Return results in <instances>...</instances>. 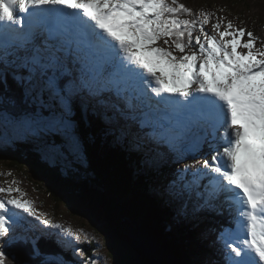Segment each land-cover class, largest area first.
<instances>
[{"label":"snow or ice","instance_id":"6c2138e0","mask_svg":"<svg viewBox=\"0 0 264 264\" xmlns=\"http://www.w3.org/2000/svg\"><path fill=\"white\" fill-rule=\"evenodd\" d=\"M9 78L52 126L68 131L86 100L146 165L170 161V199L227 214L216 235L225 264H264V41L253 32L179 0H0V83ZM19 183L0 186V264L41 255L32 221L69 238L79 264H102L88 255L98 243L80 247L95 236L52 223ZM17 244L27 260L5 252Z\"/></svg>","mask_w":264,"mask_h":264},{"label":"trees","instance_id":"16d2710c","mask_svg":"<svg viewBox=\"0 0 264 264\" xmlns=\"http://www.w3.org/2000/svg\"><path fill=\"white\" fill-rule=\"evenodd\" d=\"M218 1L226 5L227 9L232 4V5H236L238 10L243 9L247 12L251 10V9L249 10L246 9L247 5L254 0H218ZM236 18L244 27L248 28V26L245 25V23L248 22V20L244 17V14L239 13ZM14 86L15 84L13 82H10L7 83L6 85L4 84L3 86H1L0 89H4V87H9L11 91L20 93L21 91L17 87L13 89ZM20 100L24 107L29 108V106L31 105H37L39 109H44V111H46L47 113H51L49 108H46L45 104H43L41 101L33 97L30 96L29 98L24 97L21 98ZM80 108H82L81 105L78 106L76 105L75 109H77V113H72L73 116L75 114L78 115V117H74L73 120H72L73 117L71 118V121H74L75 125L78 126V130L77 131L74 130L72 131V133L74 137L78 138L80 134L83 135L84 132L88 131L89 132L88 140L90 138H94L95 144L100 148L99 150L100 152L99 151L96 152L98 153V155L100 153L102 156H104V158L102 159L101 155L98 156L94 151L91 152L92 148H88L89 151L88 150L85 151V156L86 154L89 155L90 159L94 161L95 164H92V167L90 166V163L87 165L86 162H84L81 159L79 162L78 160H75V162H73L74 167L76 168V172L74 175L69 173L65 166H63L65 171H63L59 166H57L58 168L49 167L48 163L44 161L45 154L43 148L36 147L34 143H31L29 149H26L27 143L23 141L19 143H15V146H11L7 144L5 141H3L4 147L0 149V153H1L0 161H5L7 163L8 160L12 161L16 165V169L19 172L22 171V174H24L25 172L32 175L34 174L38 178L47 181L50 188L49 191L50 195L53 198L55 197L54 198L55 201L59 195H63L64 193H66L67 185H69L70 183L74 184V189H76V191H78L79 189L81 190L79 193L80 195L85 196L84 200L81 198L82 204L86 205L85 202L90 197L93 196L97 197L99 199L97 200L99 203V208L103 210V211L100 210L98 215L102 213L104 215H109V220L108 223H106V225L110 233H114L116 231L114 227L120 226L122 219H127V221H131L132 223L140 220L145 222L151 221L153 224H156L158 227L164 228V231L166 232V240L169 242L171 247H174L173 245L175 244L177 239L175 232H177L180 226L184 225V221L186 220V217L182 213L184 210L182 208V203L176 202L177 200L170 199L166 193V188L168 185L166 180L167 178L166 171L162 173V170L153 168L151 163L146 165L145 159L142 156V154H140L135 148L131 147V141L128 144L130 145V149H128L127 145H125L124 143H118V145L115 144L110 145V142L114 140L112 139L111 135L105 131V126L103 125V123L97 120L94 117V115L90 114V112L84 113V111L83 110L81 111ZM38 115L39 114H35L34 119L29 118V120H31L32 123L33 121L35 122L36 120L35 117L36 116L38 117ZM43 116L50 118V116H48L47 114H43ZM37 120L41 121L42 119H39L38 117ZM71 127H73L72 123H71ZM56 131H57V133L55 132L56 135H53L54 136L53 138L55 140H57V138L59 137L65 138L64 135L65 132L67 131L64 132L59 127L56 128ZM46 138L52 139L49 137ZM67 140L70 141V139H66V138L65 140H63L64 146L69 145ZM58 147L60 148V145H58ZM10 152L13 153L8 154ZM89 171L98 174L100 178L97 177L99 180H96L95 176L92 173L90 174V177L93 178L94 186L91 189V192L88 193L85 190L86 182H84V179L89 175ZM40 172H45V176L43 177L40 174ZM135 173H137V175L140 174L141 177L136 178ZM115 176L118 177L115 178ZM162 179H164V183ZM163 184L165 185V187L163 186ZM76 191H74V194L71 193L70 196H65V198H67L70 201V203L68 204L66 203L67 206L69 207L68 210L73 211L75 210V208L77 209L76 205L78 204L74 200V195L78 194L76 193ZM107 194L109 195L110 200L107 199L103 200L104 196ZM116 197L119 199V201L115 200ZM155 199H159L162 202V205H160L159 204L160 202ZM110 202H112L113 204ZM79 207L81 209L82 206ZM149 212H151L152 215ZM199 215L202 214L193 215V218L195 219V216L197 217ZM78 216H81V214ZM186 225L188 226V223ZM195 225L196 223L193 222L192 226L194 227ZM117 228L119 230H122L121 227H117ZM184 235H186L185 236L186 240L184 239L183 241L184 243H186L187 241L190 240V238L187 233H185ZM62 242L64 241L62 240ZM95 243H92L91 245L83 244L80 246L84 248L91 247L95 249L96 248ZM66 245L68 246V250L66 252L62 251V249ZM56 248H57V257L59 258L61 264H79L77 257L73 254L72 247L70 244L64 243L60 246H56ZM199 249L202 251L203 257H206L207 250L204 247V245H200ZM103 250L104 247L99 248L98 251L103 252ZM9 251L14 252L15 250L12 247H9ZM40 251H41L40 256L44 255L43 256L44 259L48 258L47 257L48 252L42 249H40ZM93 254L94 252L88 253L89 256H92ZM63 255H65L66 257H64ZM108 255L111 259V262L115 263V258L112 255L109 246H108ZM209 256L210 254L208 255V257ZM27 259L28 257L23 256V259H20V261H25ZM194 259H196V256H194ZM37 260L40 263V259L38 257ZM34 262L35 260L32 258V264H34ZM207 262L208 261H205L204 264H207ZM179 264H196V263L179 261Z\"/></svg>","mask_w":264,"mask_h":264},{"label":"rangeland","instance_id":"374dc122","mask_svg":"<svg viewBox=\"0 0 264 264\" xmlns=\"http://www.w3.org/2000/svg\"><path fill=\"white\" fill-rule=\"evenodd\" d=\"M179 2L185 4L187 7L191 8L194 12L198 13L200 10L203 9L204 11L214 13L215 16H217V17L220 16V18L223 19L224 21H228L230 19L231 22L237 28H244V26L236 18L239 13L244 14V17L248 20V22L245 21L246 22L245 25L248 26L249 31L253 32L257 37H259L258 35H260L261 38L264 39V0H262V1L261 0H254L251 3H249L247 5L246 9H248V10L251 9V10L247 11V12L243 9L238 10L236 5H232V4L227 9L226 5L218 2L217 0L216 1H212V0H179ZM216 5H217V8L215 7ZM230 14H233V15L231 16ZM213 23H215V20H213ZM206 29L209 32H211L212 31V25L211 24L207 25ZM259 32H261L262 34H260ZM246 40H244V41H246ZM238 51L245 52L246 50L245 49H240V50L238 49ZM177 55H179V53H177ZM3 97H6V96H2L3 100L7 99V97L5 99ZM84 102H86V101H84ZM83 107H84V105H83ZM83 107L80 108L81 111L83 110ZM30 108L32 110H35V112L34 113H23L25 116L24 117V123H23L24 130H22L20 128V121L19 120H22L21 116L16 117V116L12 115V119H11L12 123L9 127H10L11 134H14V136H16L15 143H19L22 141L26 142L25 139L31 140V143H34L36 147L43 148V151L45 154L44 155L45 156L44 161L46 163H48L49 167L58 168L57 166H59L63 171H65L64 167H63V166H65L66 169L68 170V172L71 173L72 175H74L76 172V168L74 167V164H73V162H75V160H78V162H79L81 159L84 162H86L87 165L90 163V166L92 164H95L94 161H92L90 159L89 155L86 154V156H87V159H86V156L84 154V151L88 150V148H92L91 152L94 151L97 155H98V153L96 151L100 150L99 146H97L95 144L94 138H90L88 140V135H89L88 131L84 132L83 135L80 134V136L74 140V141L78 142V143H75L74 146L77 149H79V146H80L81 149H80L79 155H77V152H75L73 154V156H72V158L74 160L73 161L71 158V155L69 154V145L64 146L63 142H60V144L56 143L57 140H55L53 138L54 137L53 135H56L54 128H52L51 132H49L48 128L53 127L50 123L52 113H47L46 111H44V109H39V107H37V105H31ZM46 108H48V107L46 106ZM94 112H95V110H93V114H94ZM72 113H77V109H74V111ZM35 114H39L42 117V120L41 121L37 120L38 117L36 116L35 122L33 121L32 129L29 130V118L34 119ZM43 114H47L48 116H50V118L43 116ZM0 115H2V114H0ZM6 115H7V112L4 111L3 117H2V119H0L1 127L4 125V120L6 118ZM72 117H73L72 118V120H73L74 117H78V115L75 114L73 116V114H72ZM82 120H84V119H82ZM72 125H73V127L70 128L71 131H74V130L77 131L78 126L74 125L73 123H72ZM44 127H45V130H44ZM71 131L68 130V133H69L68 138L72 137ZM5 132H7V130H5ZM33 134H34V137L41 136L42 144H39L35 138H32ZM46 137H49L52 139H48ZM82 137H83V139H82ZM63 140H65V138H63ZM67 142L69 143V140H67ZM58 145H60V148L58 147ZM127 148L130 149V145H127ZM155 150H156V152L158 151V149H155ZM99 155H101V154L99 153ZM92 157H93V154H92ZM101 158L103 159L104 156L101 155ZM58 159H59V161H58ZM54 161H56V162L54 163ZM173 167L175 168V165H173ZM153 168L162 170V173H164V171H166V173H167L166 180H167V183H169L170 179L172 178L171 173H173V171H174L173 168H171L170 170H166V168H161V167L158 168L156 166V164H155V166H153ZM113 169H115V168H113ZM8 172H11L12 175L11 176L0 175V186H2V184H6L8 186V184H10L13 179L19 181L20 182L18 184L19 188L21 189L22 192L26 193V195L24 197H22V199L31 200L34 203V207L36 208L38 213L46 214L47 219H50L49 217H54L53 220H50V221H52V223H60V224H63L65 227H72L74 230H77V231L82 229L83 231L89 233L90 235L95 236L97 238L95 245L98 243L99 248L104 247V250H103V252L95 251L92 256L99 259L102 262V264H118L116 262L115 263L111 262V259L108 255V249H107V245H106L107 244V241H106L107 237H105L104 234L101 235L102 232H105L104 229H102L103 230L102 231L99 227H97V226L95 227L93 225V223L96 224V221L93 218H91L85 211H82V209H83L82 207H81L82 209H80V207L78 205H76L77 209L75 208V210H73V211L68 210L69 207L67 206V204L70 203V201L67 198L64 199L63 195H59L55 201V199H54L55 197L53 198L50 195V192H49L50 188H49V184L47 181H44V180L38 178L34 174L32 175V174H28L26 172H25L26 174L25 173L22 174V171L19 172L16 169V165L12 161L8 160V163L5 161H0V173L7 174ZM90 173H91V171H89V175L84 179V182L92 185L93 179L90 177ZM135 176H136V178L141 177V175L140 174L137 175V173H135ZM117 177L118 176H115V178H117ZM162 180L164 183V179H162ZM163 186L165 187L164 184H163ZM79 191H81V190L79 189L78 192ZM13 195L19 196V193H13ZM77 195L80 196L79 193ZM63 199L67 202V204L63 202ZM106 199L110 200L108 194L105 195L103 198V200H106ZM97 200H99V199L97 197L93 196L91 198V201H90L91 209L94 211L96 210L95 209L96 207H99V203ZM115 200L119 201V199L117 197L115 198ZM110 203H112V202H110ZM189 204H191V202H188L184 206V208ZM73 207H75V206H73ZM189 209H190L189 212H191L192 205ZM77 211L80 212L81 216H78L80 214ZM204 212H206V211H196V212L193 211V215L204 214ZM149 213L151 214V212H149ZM214 216H215V214H214ZM107 218H109V215H107ZM98 219L100 220V217ZM122 220L126 221L127 219H122ZM222 220H223V224H224L225 223V217L224 216H222ZM32 222L34 223V221H32ZM32 222L30 224L25 223V227L27 228L29 225V227L31 229ZM35 223L40 225L39 230H38V234H37V236H35L37 238V240H39V238L42 237V232H43V236L47 237V233L42 228L41 223H39L37 221H35ZM129 223H131V222L129 221ZM183 228L188 229V226L183 227ZM180 229H181V227L178 228V230H180ZM51 230L56 231L55 229H51ZM16 231H23V229H16ZM106 234H108V233H106ZM152 234H153V232H152ZM158 234H159V237L161 239H166V232L164 231L163 227H159ZM59 235H62V233H59ZM109 235H110V240H113L114 238L118 237L115 234V232L109 233ZM176 236H178V235H176ZM143 237H144V240H143ZM151 237H152L151 235L145 236L142 234V232H140L138 235L135 236V238L137 240H135L136 242H134V243L136 245L141 246V243H145V242L148 243L151 240L150 239ZM145 239H147V240H145ZM61 240L62 239H57V241L60 245H62V243H63V242L62 243L60 242ZM191 241L194 242L195 240H191ZM19 245L20 244L11 246L15 250L14 253L16 255H18V253L24 254V256L28 257V247L26 246V249L24 251H22L19 248ZM47 246H49L48 251L46 248ZM123 246L125 247L127 252L118 251V253L121 257H123V256L125 257L126 254L131 253L132 248H133L132 247L133 244L130 243V245L125 244ZM39 248L48 252L47 253L48 259H44L43 258L44 255L41 256L43 258L42 259L43 264H45V261L52 259V257H57L56 245H54L52 247L48 244V242H45V243L40 244ZM140 249H142V248L140 247ZM153 249H155V248H153ZM181 251H177V252H175V254L177 256H179L181 254ZM183 251H184L183 252L184 256H188L189 253H191V251H194V256H196V259H194V260L197 262L201 261L200 258L198 257L200 250H197V248L194 250H192L191 247L189 249L183 248ZM55 252H56V254H55ZM147 252H150V250L148 248H147ZM99 253L102 255H100ZM222 254L224 255L223 252H222ZM33 259L35 260L34 264H40L39 261L37 260V257H34ZM207 260H208L207 264H213V263L209 262L210 260L216 261V262H214L216 264H223L222 255L220 253L211 254L209 257H207Z\"/></svg>","mask_w":264,"mask_h":264},{"label":"water","instance_id":"95a60500","mask_svg":"<svg viewBox=\"0 0 264 264\" xmlns=\"http://www.w3.org/2000/svg\"><path fill=\"white\" fill-rule=\"evenodd\" d=\"M22 113H23V110H21V114ZM91 167H92V165H91ZM40 174L43 177L45 176V172H40ZM98 177H99V175H98ZM85 190L88 193L91 191L87 187H85ZM74 191H76V189H74L73 183H70L69 185H67L66 193L63 194L64 199H65V196H70L71 193L74 194ZM76 193H80V191L79 192L76 191ZM79 198H82L84 200L85 196L81 195V196H79ZM91 198L92 197L88 198L87 201L85 202V204L87 206H89L90 208H91V206H90ZM64 199H63V202L67 203ZM95 209H96L95 212H98V213L100 212L99 207H96ZM93 212H94V210H93ZM95 212H94V215H95ZM99 217H100L101 221H108L109 220V218H107V215H104L103 213L99 214L97 216V218H99ZM130 227L131 228H129L127 222H123L122 230L117 229L115 231V234L118 237L114 238L113 240H110L109 233L108 234H106L105 232L101 233V235L104 234L105 237H107V239H106L107 245L109 246V249H110L112 255L114 256L116 263H118V264H178L177 259H176V255H175L174 250H173V247L171 248L172 252H170V255L167 253L168 257H169V260L167 261L166 259H164L163 249L150 245V241L148 243H146V242L141 243V246L136 245L134 243V242H136L135 240H137L135 238V236L138 235L140 232H142V234L145 236L151 235L152 237L150 239L153 238V234H152L153 223L151 221L150 222H143V221L133 222L130 224ZM175 233H176V235L181 234V230H178ZM182 239L183 240L185 239V235H182ZM143 240H144V237H143ZM145 240H147V239H145ZM180 242L181 241L176 242V245L181 246L180 244L182 242L181 243ZM130 243L133 244V246H132L133 248H132L131 253L126 254L125 257L124 256L121 257L119 255L118 251L127 252V250L125 249V247L123 245H125V244L130 245ZM140 247L142 249H140ZM147 248L150 250V252H147ZM153 248H155V249H153ZM148 253L152 254L151 262L148 261Z\"/></svg>","mask_w":264,"mask_h":264},{"label":"bare ground","instance_id":"6f19581e","mask_svg":"<svg viewBox=\"0 0 264 264\" xmlns=\"http://www.w3.org/2000/svg\"><path fill=\"white\" fill-rule=\"evenodd\" d=\"M10 82H12V80H11V78H9V80H8V82L7 83H10ZM0 85L1 86H3L4 84L3 83H0ZM6 85V84H5ZM0 86V87H1ZM9 90V91H8ZM6 93V97H7V99L6 100H3L2 99V96H4V94ZM0 111H2V110H4V111H6L7 112V110H9V109H11V111H12V115H14V116H16V117H19V116H21V110H23V113H34L35 112V110H32L31 108H30V110H29V108H27V107H24L23 105H22V102H21V98H24V97H27V98H29V96L28 95H26V94H24V93H18V92H15V91H11L10 90V88L9 87H4V89H0ZM17 100V101H16ZM94 117L97 119V120H99V121H101L102 123H103V120H104V116H102V114L100 113V112H98V111H96L95 110V115H94ZM74 125H75V123H74V121H71ZM118 145V143L116 142V141H111L110 142V145ZM85 147V146H84ZM92 147V146H91ZM86 151V150H85ZM85 151H84V154H85ZM89 151V150H88ZM89 154V153H88ZM173 169H175L174 167H173ZM172 174V173H171ZM81 196V195H80ZM74 200L76 201V203L78 204V206H82V211H85L91 218H93L95 221H96V224H94L93 223V225L96 227H99V228H103L104 229V231L106 232V233H110V231L107 229V225H106V223H108V221H101V220H99L98 218H97V216H98V212H95V215H94V212H93V210L91 209V208H89V207H87V205H84V204H82V201H81V198H79V196L78 195H74ZM176 202H180V201H176ZM181 203V202H180ZM100 210H102L101 208H100ZM103 211V210H102ZM96 216V217H95ZM224 217H225V223L227 222V214L225 213V215H223ZM123 222H127V224H128V226H129V228H131L130 227V224L132 223L131 221V223H129V221H124V220H122L121 221V225L120 226H115L114 228L117 230L118 228L117 227H121L122 228V224H123ZM34 223H35V221H34ZM224 223V224H225ZM223 224V225H224ZM41 226H42V228L45 230V232L47 233V237H44V242L43 243H45V242H48V244L50 245V246H54V245H56V246H60L59 245V243H58V241H57V239H61V238H59V233L58 232H56V231H53V230H51V228H49L48 226L46 227V226H44L43 224H41ZM101 228V229H102ZM153 238L150 240V245H152V246H154V247H158V248H162L163 249V251H164V259H166L167 261L169 260V257H168V254L170 255V252H172V247H171V245L169 244V242L166 240V239H161L160 237H159V234H158V231H159V227L156 225V224H153ZM53 232V233H52ZM55 234V235H54ZM52 236H54L55 237V242L54 243H52L51 242V240H52ZM41 238V237H40ZM39 238V239H40ZM57 238V239H56ZM62 240L64 241L63 243H66L68 240H69V238H67V237H65L63 234H62ZM18 245V244H17ZM81 247V246H80ZM107 249H108V245H107ZM5 252L6 253H8L9 254V257H10V259L14 256V252L12 251V252H10L9 251V247H5ZM14 253V254H13ZM168 253V254H167ZM55 254H56V252H55ZM16 255V254H15ZM34 258V257H33ZM38 258L40 259V263L41 264H43L42 263V257L41 256H38ZM46 259H48V258H46ZM161 259V258H160ZM51 260V259H50ZM151 260H152V254H149L148 253V261L149 262H151ZM177 263L179 264V261H177Z\"/></svg>","mask_w":264,"mask_h":264}]
</instances>
